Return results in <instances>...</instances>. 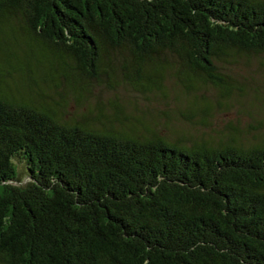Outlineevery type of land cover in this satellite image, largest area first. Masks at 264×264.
Wrapping results in <instances>:
<instances>
[{
  "label": "trees",
  "instance_id": "16d2710c",
  "mask_svg": "<svg viewBox=\"0 0 264 264\" xmlns=\"http://www.w3.org/2000/svg\"><path fill=\"white\" fill-rule=\"evenodd\" d=\"M260 82L264 0H0V264H264Z\"/></svg>",
  "mask_w": 264,
  "mask_h": 264
},
{
  "label": "rangeland",
  "instance_id": "374dc122",
  "mask_svg": "<svg viewBox=\"0 0 264 264\" xmlns=\"http://www.w3.org/2000/svg\"><path fill=\"white\" fill-rule=\"evenodd\" d=\"M254 80L258 81V77L256 75L253 76ZM242 79V78H241ZM250 79V78H249ZM243 81V79H242ZM259 89H262L264 87V83L260 82L258 83ZM212 91L206 92L207 96H212ZM125 95L127 93L125 92ZM104 98H109L106 95H103ZM243 107L241 104H235L229 109L227 113H224L221 117H219V114L216 115L215 122L218 123L220 126H223L224 124H228L230 121L236 123H239L241 128H244L247 126L249 122H251L250 117H254L256 119L263 120L264 121V106L261 105V107H256L253 105V107H246L243 110Z\"/></svg>",
  "mask_w": 264,
  "mask_h": 264
}]
</instances>
